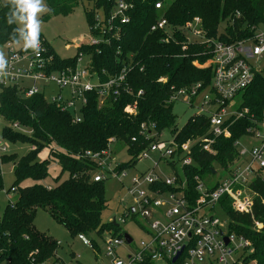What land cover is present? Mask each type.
I'll return each instance as SVG.
<instances>
[{
  "label": "trees",
  "instance_id": "1",
  "mask_svg": "<svg viewBox=\"0 0 264 264\" xmlns=\"http://www.w3.org/2000/svg\"><path fill=\"white\" fill-rule=\"evenodd\" d=\"M48 10L44 20L51 16L68 15L81 0H40ZM92 6L84 8L90 33L95 15L100 13L108 18L116 0H86ZM126 21L115 18L111 33L105 35L108 42L98 45H80L72 58H60L42 39L53 54L49 70L73 66L79 52L89 54L92 68L102 81L119 73L127 66L126 83L130 93L109 96L99 104L96 91L86 93L87 101L80 110V120L73 121L72 114L62 111L47 100L40 91L25 95L23 88L14 85L2 86L0 90V117L6 125L1 135L8 141H28L32 148L21 157L0 155V188H2L1 164L13 162L14 181L9 191L17 193V199L8 202L0 215V262L6 264H28V256L33 253L36 261L60 258L56 256L57 241L34 226L38 209L45 210L71 237L95 235L102 240L105 233L121 236L120 225L102 221V212L107 207L104 194V180L94 181L93 172L98 170L95 161L87 152L95 153L108 149L110 141L123 142L130 160L115 165V171L127 169L135 164L139 154L152 140L139 134L140 124L154 123L158 132L168 130L179 143L190 137L208 135V121L204 114L192 115L180 127L167 103L171 86L181 87L202 81L208 84L211 68H198L192 62H205L210 54L203 41L189 42L181 27L188 20L198 16L205 37L219 35L225 42L242 39L249 33V26L264 23V0H124ZM162 7L156 8L155 3ZM160 16L175 27L172 39L161 41L163 32L151 30ZM19 18L16 6L11 0L0 4V44L8 41L21 42L22 49H28L25 33L16 24ZM222 30L219 32V27ZM177 28V29H176ZM96 33V32H95ZM186 45L185 49H182ZM164 78L165 81L161 80ZM142 93L137 96V91ZM243 106L259 115L264 107V69L256 73L252 83L240 95ZM136 102V112L129 114L125 106ZM17 123L27 127L30 135L12 130ZM249 120L245 117L234 120L229 126L230 137H217L211 145L215 153L201 148H193V160L185 166L188 186L193 189V177L198 175L206 183L213 177L216 166L226 167L235 157L236 139L241 138ZM135 140H132V138ZM43 148L49 150L48 157L37 159ZM51 161L59 164L68 176L52 187L41 183L20 186L26 179L34 181L45 178ZM256 195L252 213L234 211L225 197L220 204L229 219V230L248 238L253 251L242 264H264V181L252 184ZM8 191V192H9ZM197 196V194H195ZM255 222L262 224L257 228ZM92 248L101 253V248L91 238ZM34 251H36L34 253Z\"/></svg>",
  "mask_w": 264,
  "mask_h": 264
},
{
  "label": "built area",
  "instance_id": "2",
  "mask_svg": "<svg viewBox=\"0 0 264 264\" xmlns=\"http://www.w3.org/2000/svg\"><path fill=\"white\" fill-rule=\"evenodd\" d=\"M155 7L161 8L162 3L156 2ZM126 8L127 3L124 0H116L108 18L96 14L92 25L94 33L91 32L96 38L92 36L89 45L108 42L105 35L111 33L114 19L127 20L124 13ZM261 25L249 26L248 35L233 42L222 41L219 35L205 37L198 16L186 21L181 27L185 35L196 38L187 37L189 42L195 40L205 43L210 56L204 67L211 68V78L208 84L197 81L181 87L171 86L166 101L171 105L176 101L185 102L196 108L193 115H206L208 135L190 137L179 143L173 134L169 140L161 139L164 131L158 132L154 123L140 124L139 134L152 140L141 151L139 158H150L153 167L131 179V186L127 187V191L134 196L135 204L125 209L122 217H113L111 220L118 223L124 222L127 217L133 221L140 219L141 223H137L145 236L136 243H133L131 237V242L127 243L124 233L121 236L105 233L101 240V253L109 259L110 264H242L244 258L253 251L248 238L229 230V219L220 201L225 197L234 211L251 214L256 195L252 184L258 179L264 181V107L259 115H255L242 105L243 100L240 97L252 83L255 74L264 69V65L260 64L264 59V27ZM151 30L162 31L161 41L168 42L173 37L175 27L165 17L160 16L151 26ZM16 44L18 43L11 41L5 43L7 57L4 68L0 70V90L2 86L16 84L28 96L40 91L45 93L52 83L56 90L49 94V98L46 97L47 100L62 111L70 112L73 121L80 120V110L87 101V92L96 91L99 104H103L109 96L115 97L132 90L126 83L127 66L102 81L98 72L92 68L89 54L80 51L73 66L49 70L53 63V54L42 39L38 38L35 48L29 46L25 50L22 49L23 43ZM82 44L79 39L76 47ZM185 48L186 45H183L182 49ZM26 80L29 83L24 84ZM161 80L165 81L164 78ZM36 82L41 85L37 86L34 84ZM141 93L139 90L136 95ZM124 109L127 113L134 114L136 102L127 104ZM243 117L249 120V124L241 138L233 143L237 150L235 157L226 167H221V173L216 180L206 183L195 175V185L193 189L190 188L184 167L194 163L193 148L215 153L211 146L215 139L230 137L229 126L234 120ZM13 126L18 124L14 123ZM112 141L114 140L110 142ZM6 150L7 146L0 141V155ZM151 152L158 154L159 158L153 159ZM86 155L98 167L92 179H104L99 171L108 165V149L87 152ZM161 159L170 168V174L161 169ZM115 165L110 170L114 175H127L126 169L115 171ZM141 183L146 184L145 190L133 188ZM255 225L257 228L262 227L259 222H255ZM79 237L91 246L90 241L83 235ZM178 252L179 255L173 261ZM28 264L65 263L61 259L36 261L33 253H30Z\"/></svg>",
  "mask_w": 264,
  "mask_h": 264
},
{
  "label": "rangeland",
  "instance_id": "3",
  "mask_svg": "<svg viewBox=\"0 0 264 264\" xmlns=\"http://www.w3.org/2000/svg\"><path fill=\"white\" fill-rule=\"evenodd\" d=\"M8 0H0V4L5 3ZM92 4L86 0H81L73 8V11L68 15H57L51 16L47 20H44V15L47 13V6L44 2L40 1L41 11L37 13L36 20L39 25V35L44 38L49 46L54 50V52L60 58H72L77 53L76 40L81 39V43L84 45H89L91 35L87 21L85 18L84 8L91 7ZM100 14V13H99ZM16 24L21 32H26V23L21 21L19 18L16 20ZM261 27H264L262 23ZM222 30V26L219 27V32ZM187 35V34H186ZM96 38L95 36H93ZM98 37V36H97ZM189 39H196L187 35ZM194 42L195 40H190ZM19 45L21 42H17ZM87 55V54H86ZM0 57L5 61L7 57V50L5 44H0ZM192 64L198 68H203L205 62L193 61ZM261 65H264V59L260 61ZM33 83L32 81H30ZM29 83V81H24ZM40 86V82L34 83ZM49 89L45 91V95L49 98V94L55 92L56 87L51 83L49 84ZM196 111V108L189 106L187 103L182 101H176L172 104V112L177 117V123L180 127L183 125L189 117H191ZM6 125L5 120L0 117V141L4 142L7 146V150L1 155L5 154L7 156L21 157L26 154L32 147L28 141H8L4 139L1 135L2 128ZM12 130L20 131L25 135H30L31 131L22 125L11 126ZM171 138V133L168 130L163 132L161 139L169 140ZM108 165L99 171L104 177V194L107 199V207L102 212V221H111L113 217L118 219L122 217L125 213V209L131 207L135 204L134 196L128 193L127 187L131 186V179L142 172L148 171L153 167V162L151 159L141 158L135 164L126 169V176L119 177L117 174L114 175L110 171L115 164L127 162L130 157L127 153L126 146L123 142L112 141L109 143L108 147ZM49 150L43 148L38 152L37 159L42 160L48 157ZM151 157L155 160L159 158L158 154L150 153ZM161 169L166 173L170 174L171 170L165 165L164 159H161L160 163ZM178 170L180 171V166L178 165ZM61 168L59 164L55 161H51L48 166V174L45 178L41 180L34 181L32 179L24 180L20 186L30 185L34 183H41L45 186H54L58 182L67 178V172H64L60 179L56 181L59 176ZM158 171V169H156ZM216 172V173H215ZM113 173V174H112ZM213 173L215 175L210 178L213 182L217 179L218 174L221 173V167L216 166ZM1 174H2V188H0V215L4 211L8 202L15 201L17 199V193L15 191H9L10 186L14 181L13 175V162L5 161L1 164ZM94 174V172H93ZM135 190H145L147 188L146 184L141 183L136 187ZM9 191V192H8ZM220 216L224 218V215L220 213ZM137 221L131 220L129 217L125 219L124 222H118L120 227V232L128 233L133 238V243H136L139 239L145 236L142 232ZM34 226L42 232H45L53 239L57 241V248L55 254L59 257L65 264H110L109 259L103 253H96V251L79 236L71 237L68 231L61 225L55 222L49 214L43 210L38 209L36 212L35 219L33 221ZM87 240L93 238L98 246L102 248L103 244L100 238L97 236L90 235L85 236ZM132 243V244H133Z\"/></svg>",
  "mask_w": 264,
  "mask_h": 264
},
{
  "label": "clouds",
  "instance_id": "4",
  "mask_svg": "<svg viewBox=\"0 0 264 264\" xmlns=\"http://www.w3.org/2000/svg\"><path fill=\"white\" fill-rule=\"evenodd\" d=\"M16 6L19 19L26 23L27 31L25 40L27 46L35 48L38 44L39 25L36 20L37 13L41 11L40 0H11ZM5 66V61L0 57V70Z\"/></svg>",
  "mask_w": 264,
  "mask_h": 264
},
{
  "label": "water",
  "instance_id": "5",
  "mask_svg": "<svg viewBox=\"0 0 264 264\" xmlns=\"http://www.w3.org/2000/svg\"><path fill=\"white\" fill-rule=\"evenodd\" d=\"M78 42V40H76V43ZM113 222H115V220L113 219ZM124 239L127 241V243H130L132 238L128 233H124L123 234ZM225 241L227 242V238H225ZM179 255V252L173 257V261L177 258V256Z\"/></svg>",
  "mask_w": 264,
  "mask_h": 264
},
{
  "label": "crops",
  "instance_id": "6",
  "mask_svg": "<svg viewBox=\"0 0 264 264\" xmlns=\"http://www.w3.org/2000/svg\"><path fill=\"white\" fill-rule=\"evenodd\" d=\"M48 187H50V186H48Z\"/></svg>",
  "mask_w": 264,
  "mask_h": 264
}]
</instances>
